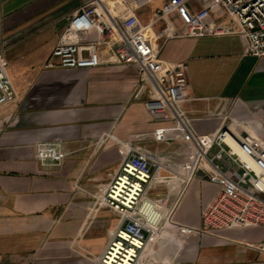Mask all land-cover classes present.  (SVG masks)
<instances>
[{"label":"crops","instance_id":"1","mask_svg":"<svg viewBox=\"0 0 264 264\" xmlns=\"http://www.w3.org/2000/svg\"><path fill=\"white\" fill-rule=\"evenodd\" d=\"M85 1L0 0V51L19 96L0 110V264H99L121 224L101 196L132 146L184 174L185 155L169 158L180 144L179 128L152 119L145 106L148 87L135 67L46 68L68 18ZM191 8L200 10L201 1ZM159 38L160 59L188 65L191 89L184 109L198 133H214L228 114L251 122L264 139V58L247 54L242 35ZM52 142L70 155L46 170L37 147ZM113 153L119 159L112 160ZM160 175L170 181L154 183L148 197L170 205L179 188L167 184L179 177L164 168ZM163 184L166 192L152 198ZM217 192L216 185L194 179L173 221L200 227L202 211ZM160 230L156 246L150 237L144 264H264L258 250L264 228L183 235L163 223Z\"/></svg>","mask_w":264,"mask_h":264},{"label":"built area","instance_id":"2","mask_svg":"<svg viewBox=\"0 0 264 264\" xmlns=\"http://www.w3.org/2000/svg\"><path fill=\"white\" fill-rule=\"evenodd\" d=\"M154 0H86L70 15L46 68L91 69L101 65L135 67L139 82L148 87L145 106L156 122L179 128L176 140L186 161L183 175L176 174L161 157L132 146L125 152L119 173L101 196L102 203L118 213L121 224L112 235L99 264H144L150 237L158 226L172 224L183 235H209L235 228H264V139L251 122L225 114L212 134H200L184 109L191 83L185 62L159 57V37L204 38L242 35L247 54L264 58V0H207L200 10L192 0L166 1L146 23L140 11ZM180 22L179 28L176 22ZM165 24L161 34L156 26ZM5 51H0V110L15 104L18 93L8 73ZM70 154L58 142L37 147V159L52 170ZM164 168L180 178L176 199H151L154 183H168L160 175ZM177 176H173L176 178ZM172 177V176H171ZM196 178L218 187L204 207L201 226L177 224L173 215L187 186ZM264 255V241L258 248Z\"/></svg>","mask_w":264,"mask_h":264},{"label":"rangeland","instance_id":"3","mask_svg":"<svg viewBox=\"0 0 264 264\" xmlns=\"http://www.w3.org/2000/svg\"><path fill=\"white\" fill-rule=\"evenodd\" d=\"M166 1H170V0H154L153 3H152L150 6H148V7L144 8V9H142V10L140 11V16L142 17L143 21L146 22V23L152 21L153 13H154L155 11H157L158 9H160V8L162 7V5H163ZM200 1H201V3H204V2L207 1V0H200ZM191 3H197V0H192ZM198 3H199V2H198ZM176 24H177V26H178L179 28H181V25H182V24H180L179 21L176 22ZM164 28H165V24H160V25L156 26V29H155L156 34H157V35L161 34V31H162ZM162 38L165 39L164 37H162ZM162 41H163L162 39L157 38V39H156V42H155L156 47H160V46L162 45ZM179 143H180V142H179ZM180 149H181V145L179 144V145H177V151H178V153L181 152ZM163 153H166V150H165ZM170 157H171V158H174L175 156H174V155H173V156H169V158H170ZM161 158H162V157H161ZM111 159H112V160H117V159H119V156H118L116 153H113L112 156H111ZM170 160H172V159H170ZM108 172H109V171H108ZM179 179H180V178H177L176 180L174 179V180H173V183H170V184H167V185H171V186H175V185H176V187L179 188V186H180V184H181L180 181H178ZM167 185H166V184L160 185V187H158L159 190H155V191H153V192L151 193L152 198H154V196H156V194L159 193V192L165 193V192H166ZM178 188H177V189H178ZM160 190H161V191H160ZM161 232H162V230H160L159 232H156V233H155V236H154L153 240L151 241V243H154V246H156V243L161 239V235H162ZM159 262H160V261L157 260V259L153 260V264H159Z\"/></svg>","mask_w":264,"mask_h":264}]
</instances>
